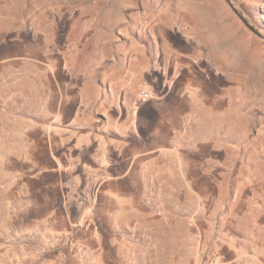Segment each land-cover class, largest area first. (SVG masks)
<instances>
[{"label":"rangeland","instance_id":"obj_1","mask_svg":"<svg viewBox=\"0 0 264 264\" xmlns=\"http://www.w3.org/2000/svg\"><path fill=\"white\" fill-rule=\"evenodd\" d=\"M0 264H264V0H0Z\"/></svg>","mask_w":264,"mask_h":264},{"label":"water","instance_id":"obj_2","mask_svg":"<svg viewBox=\"0 0 264 264\" xmlns=\"http://www.w3.org/2000/svg\"><path fill=\"white\" fill-rule=\"evenodd\" d=\"M245 22L248 24V22L245 20Z\"/></svg>","mask_w":264,"mask_h":264},{"label":"built area","instance_id":"obj_3","mask_svg":"<svg viewBox=\"0 0 264 264\" xmlns=\"http://www.w3.org/2000/svg\"><path fill=\"white\" fill-rule=\"evenodd\" d=\"M145 95L147 96L148 94L146 93Z\"/></svg>","mask_w":264,"mask_h":264},{"label":"trees","instance_id":"obj_4","mask_svg":"<svg viewBox=\"0 0 264 264\" xmlns=\"http://www.w3.org/2000/svg\"><path fill=\"white\" fill-rule=\"evenodd\" d=\"M243 19L247 20L246 18H243Z\"/></svg>","mask_w":264,"mask_h":264}]
</instances>
